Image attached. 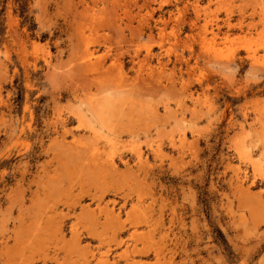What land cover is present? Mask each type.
<instances>
[{"label":"rangeland","instance_id":"rangeland-1","mask_svg":"<svg viewBox=\"0 0 264 264\" xmlns=\"http://www.w3.org/2000/svg\"><path fill=\"white\" fill-rule=\"evenodd\" d=\"M262 13L0 0V264H264Z\"/></svg>","mask_w":264,"mask_h":264},{"label":"bare ground","instance_id":"bare-ground-1","mask_svg":"<svg viewBox=\"0 0 264 264\" xmlns=\"http://www.w3.org/2000/svg\"><path fill=\"white\" fill-rule=\"evenodd\" d=\"M159 5H160V4H159ZM161 5H162V4H161ZM161 5H160V6H161ZM195 14L197 15V13H195ZM262 14H263V13H262ZM263 15H264V14H263ZM263 15H261V16H263ZM261 16H260V17H261ZM196 17H197V16H196ZM263 18H264V16H263ZM263 18H259V19H263ZM259 21H260V20H259ZM262 22H263V24H264V21H263V20L260 21V23H262ZM239 23H241V21L238 22V24H239ZM239 25H240V24H239ZM228 26H229V25H228ZM240 26H241V25H240ZM240 26H239V27H240ZM260 27H261V26H260ZM260 27H259V28H260ZM200 28H201V32H202V35H200V36H202V37H201L200 39H201L203 42H206V43H204V44H202V43H203V42H202L201 44L204 45V46H201L200 48L203 49V47H204V48L206 49V51H207V50H208V47H210V45H209V46L207 45V44H209L207 41L210 42V40L208 39L207 41H206V40L204 41V39H205V37H206V32L208 31V29H206V25H201V26L199 27V29H200ZM258 31H259V30H258ZM262 31H263V30H262V27H261V28H260V32H259V34H260ZM199 32H200V30H199ZM209 32L212 33L211 35H213V30H210ZM256 35H257V33H256ZM262 35H263V34L261 33L260 36H258V38H260L261 42H262V41L264 42V39H262V37H261ZM255 39H257V38L255 37ZM201 40H200V41H201ZM212 40H213V37H212ZM258 41H259V39H258ZM258 41L256 40L255 42H258ZM259 43H260V42H258L257 45H256V44L253 45V43H250L249 45H251V46H252V45H253V46L256 45V46L258 47V44H259ZM201 44H200V45H201ZM205 44H206V46H208L207 48L205 47ZM211 45H212V43H211ZM249 45H248V46H249ZM262 45H263V44H262ZM253 46L251 47L252 50H253ZM259 46H261V45H259ZM263 46H264V45H263ZM249 47H250V46H249ZM245 48H246V47H245V45H244V49H245ZM247 48H248V47H247ZM247 48H246V49H247ZM254 48H256V47H254ZM211 49L213 50V45H212V48H210V49L208 50V52H210ZM262 49H263V47H262ZM203 50H204V49H203ZM214 50H215V48H214ZM248 50H249V48H248ZM250 50H251V49H250ZM255 50H256V49H254V51H255ZM206 51H205V53H206ZM254 51H250V53H249V57H251V56H250V55H251V52L253 53ZM86 52H87V51H86ZM212 52H213V51H212ZM212 52H211V53H212ZM211 53H210V54H211ZM87 54H88V55H92L91 53H87ZM207 54H209V53H207ZM212 54H213V53H212ZM212 54H211V56H212ZM254 55H255V54H254ZM214 56H215V55H214ZM218 56H219V55H218ZM218 56H217V57H218ZM231 56H232V55H230V58H231ZM247 56H248V55H247ZM220 57H221V56H220ZM220 57H218V58L220 59ZM226 57H227V60L230 61V58L228 59L229 55L226 56ZM218 58H216V59H218ZM221 58H222V57H221ZM223 58H225V56H224ZM252 58H253V59H250V60L253 61L251 64L254 65V67L256 68V64H254V63L257 62L258 60H257L255 57H253V56H252ZM254 58H255V60H254ZM210 59H212V58H210ZM227 60H226V62H228ZM256 60H257V61H256ZM254 61H255V62H254ZM214 62H215V60H214ZM223 62H224V61H223ZM223 62L220 61V63H223ZM224 63H225V62H224ZM258 64H259V63H257V65H258ZM223 67H224V68H227L226 65H223ZM250 67H252V66L250 65ZM261 67H262V64H261ZM257 68H260V67L257 66ZM257 68H256V69H257ZM134 104H136V103H134ZM175 105H176V104H175ZM182 105H183V103H182ZM176 107H178V106L176 105ZM165 108H166V107H163L162 109H165ZM179 113H181V112H179ZM262 118H263V117H262ZM263 123H264V121H263ZM260 125H261V124H260ZM254 127H255V126H254ZM258 127H259V129H260L259 124H258ZM261 127H262V125H261ZM263 127H264V126H263ZM259 129L256 128V130H254V131L256 132V131L258 130L259 133H257V132H256V133H257V134H260L261 130L259 131ZM91 131H92V126H91ZM94 132H95V131H94ZM95 133H96V132H95ZM98 133H99L98 135L101 136V137L103 138L104 133H101V132H98ZM100 133H101V134H100ZM181 134H182V133H181ZM260 135H261V134H260ZM262 135H264V134H262ZM93 136H94V135H93ZM109 137H110V136H109ZM109 137H107L108 140H110ZM261 137H262V136H261ZM86 138H87V137H86ZM180 138H181V136H180ZM183 139H184V138H183ZM183 139H182V140H183ZM77 140H78V139H77ZM77 140H76V141H77ZM90 140H91V138H90L88 141H90ZM113 140H114V139H113ZM177 140H178V139H177ZM80 141H82L83 143H85V142L88 143V141H85V140H83V139L80 140ZM92 141H93V143H95L96 140H95V139L93 140V138H92L91 142H92ZM78 142H79V141H78ZM110 142L113 144V142H112L111 140H110ZM107 143H108V142H107ZM180 143H181V140H180ZM91 144H92V143H91ZM157 144H159V143H157ZM172 144H173V143H172ZM83 145H84V144H83ZM85 145H86V143H85ZM85 145H84V146H85ZM89 145H90V144H89ZM89 145H88V146H89ZM88 146H87V149H86V146H85V149L87 150V152H88L89 150H91V148L89 149ZM95 147H96V146H95ZM148 147H149V146H148ZM88 149H89V150H88ZM136 151H137V150H136ZM87 152H85V153H87ZM95 152H97V151L94 150V153H95ZM105 152H108V151H105ZM156 152H157V151H156ZM91 153H92V150H91ZM137 153H138V152H137ZM154 153H155V151H154ZM88 154H90V153H88ZM92 154H93V153H92ZM135 154H136V153H135ZM86 155H87V154H86ZM86 155H85L84 157H86ZM97 155H98V154H97ZM106 155H107V156H105V157L108 158L109 154H106ZM89 156H90V155H88V158H89ZM91 156H92V155H91ZM248 156H249V155H248ZM109 157H110V156H109ZM111 157H112V156H111ZM111 157H110V158H111ZM135 157H136V156H135ZM102 158H103V156H102ZM247 158H249V157H247ZM95 159H96V160H97V159L99 160L100 158H95ZM250 159H252V158H250ZM89 160H92V158H90ZM93 160H94V157H93ZM108 161H109V160H108ZM108 161H107V162H108ZM251 161H252V160L249 161V159H248V162L251 163ZM93 162H94V161H93ZM93 162H92V164H93ZM95 162H96V161H95ZM102 162H105V161H102ZM100 163H101V162H100ZM105 163H106V162H105ZM141 163H142V162H141ZM252 163H253V162H252ZM255 163H256V162H254L253 164H255ZM261 163L263 164V162H261ZM92 164H91V165H92ZM95 164H96V163H95ZM95 164L92 165V166H98V165H99L98 163H97L98 165H95ZM107 164H109V163H107ZM256 164L258 165V163H256ZM262 164H261V165H262ZM102 165H104V164H102ZM99 166H100V165H99ZM258 166H259V165H258ZM89 167H90V165H89ZM103 167H104V166H103ZM259 167L261 168V166H259ZM94 168H95V167H93V169H94ZM101 168H102V167H101ZM108 168H109V167H108ZM262 168H263V173H264V165L262 166ZM103 169H104V168H103ZM105 169H107V168L105 167ZM109 169H110V168H109ZM115 170H116V169H115ZM118 170H119V169H118ZM110 171H112V170H110ZM113 171H114V170H113ZM114 172H115V171H114ZM263 177H264V176H263ZM238 181H239V183H240L241 185H243L244 182H245V175L238 176ZM242 190H243V189H242ZM245 190H246V189H245ZM246 192H247V191H246ZM258 198H259V197H258ZM259 200H260V199H259ZM112 203H113V202H112ZM260 203H261V201H260ZM82 205H83V204H82ZM84 206H85V205H84ZM93 206H94V205H93ZM144 207H145V206H144ZM82 208H83V207H82ZM92 208H93V207H92ZM97 208H98V207H97ZM101 208H103V207H101ZM136 208H137V207H136ZM145 208H146V207H145ZM145 208L142 209V210L145 211ZM86 209H87V208H86ZM103 209H104V208H103ZM137 209H138V208H137ZM89 210H90V213L92 214L93 210L91 209V207H90V209H88V210H86V211L88 212ZM91 210H92V212H91ZM97 210H98V209H97ZM79 211H81V210H79ZM86 211H85V209H84V212H86ZM101 211H103V210H101ZM144 211H143V213H144ZM87 212H86V213H87ZM98 212H100V211H98ZM107 212H109V210H108ZM81 213H82V211H81ZM100 213H101V212H100ZM111 213H112V211H111ZM111 213H109V214H110V219L114 220V222H117L118 219H119V213L117 212L116 215H114V216H113V214H111ZM138 213L140 214V212H138ZM87 214H88V213H87ZM91 214H89V215H90V218L94 217V215L91 216ZM104 214H107V213L104 212ZM144 214H145V213H144ZM144 214H143V215H144ZM95 215H96V214H95ZM137 215H138V214H137ZM84 216H85V215H84ZM87 216H88V215H86V217H85V218H86V221H89V222L91 221V222H92L93 218H92V220H91V219H89V217H87ZM145 217H146V216H145ZM87 219H88V220H87ZM99 219H100V218H99ZM126 219H127V218H126ZM142 219H144V218H142ZM94 220H95V219H94ZM104 222H105V221H104ZM114 222H113V223H114ZM118 222H120V221H118ZM143 222H144V221H143ZM101 223H102V222H101ZM107 223H109V222H107ZM146 223H147V222H146ZM117 224H118V223H117ZM100 225H101V224H100ZM111 225H112V224H111ZM115 225H116V223H115ZM119 225H120V224H119ZM112 226H113V225H112ZM108 227H109V226H108ZM110 227H111V226H110ZM116 227H118V226H116ZM120 227L123 228L122 226H120ZM113 228H114V227H113ZM94 229H95V228H94ZM114 229H115V228H114ZM93 232L95 233V234L93 235V236L95 237L98 233L95 232L94 230H93ZM70 233H71V232H70ZM96 233H97V234H96ZM92 234H93V233H92ZM88 236H89V235H88ZM91 236H92V235H91ZM112 236L114 237V235H112ZM113 239H114V238H113ZM76 240H77V239H76ZM98 241H99V238H98ZM113 242H115V240H114ZM123 245H124V244H123ZM75 246H76V244H75ZM76 247H77V246H76ZM80 249H82V248H80ZM76 250H77V248H76ZM77 251H78V250H77ZM84 251H85V250H83V252H84ZM86 251H87V250H86ZM83 252H82V255L84 254ZM158 252H159V251H158ZM154 253H155V252H154ZM86 255H87V254H86ZM155 255H158V254L155 253ZM54 257H55V254H54ZM83 257H84V256H83ZM126 257H127V256H125V259H124V260H126ZM85 259H86V257H85ZM85 259H84V260H85ZM123 263H124V262H123Z\"/></svg>","mask_w":264,"mask_h":264}]
</instances>
